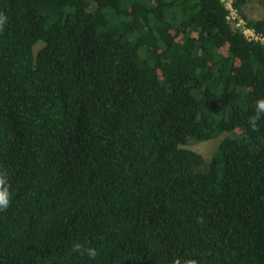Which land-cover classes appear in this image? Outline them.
Listing matches in <instances>:
<instances>
[{
  "label": "trees",
  "instance_id": "obj_1",
  "mask_svg": "<svg viewBox=\"0 0 264 264\" xmlns=\"http://www.w3.org/2000/svg\"><path fill=\"white\" fill-rule=\"evenodd\" d=\"M252 1L231 6L264 38ZM0 15V264H264V43L222 0H0ZM225 133L208 162L186 148Z\"/></svg>",
  "mask_w": 264,
  "mask_h": 264
},
{
  "label": "clouds",
  "instance_id": "obj_2",
  "mask_svg": "<svg viewBox=\"0 0 264 264\" xmlns=\"http://www.w3.org/2000/svg\"><path fill=\"white\" fill-rule=\"evenodd\" d=\"M6 17L0 15V29L3 28ZM255 115L252 117L250 127L255 130L256 121L264 115V97L258 99L255 104ZM11 204V191L9 179L6 171L0 170V212H5ZM71 251L80 256H87L91 261H95L98 255L97 249L89 246L87 243L75 242L72 245ZM173 264H197L194 259H184L177 257Z\"/></svg>",
  "mask_w": 264,
  "mask_h": 264
},
{
  "label": "rangeland",
  "instance_id": "obj_3",
  "mask_svg": "<svg viewBox=\"0 0 264 264\" xmlns=\"http://www.w3.org/2000/svg\"><path fill=\"white\" fill-rule=\"evenodd\" d=\"M245 13L249 18H261L264 16V7L258 3V0H253L246 8ZM42 43L36 44L34 52L41 47ZM228 133L221 135L218 138H213L204 142H191L186 145V148L200 154L207 162L210 161L212 154L216 151L220 141L225 138Z\"/></svg>",
  "mask_w": 264,
  "mask_h": 264
},
{
  "label": "built area",
  "instance_id": "obj_4",
  "mask_svg": "<svg viewBox=\"0 0 264 264\" xmlns=\"http://www.w3.org/2000/svg\"><path fill=\"white\" fill-rule=\"evenodd\" d=\"M222 2L224 3L225 8L229 11V15L227 16L228 20L233 23L234 26L243 29V21L237 17L235 10H233L231 6V0H222ZM243 32L249 39H259L264 43V38L256 36L251 30L243 29Z\"/></svg>",
  "mask_w": 264,
  "mask_h": 264
}]
</instances>
